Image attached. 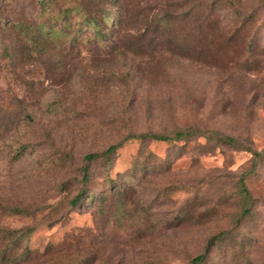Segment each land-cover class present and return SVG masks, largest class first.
I'll return each instance as SVG.
<instances>
[{
  "label": "rangeland",
  "instance_id": "obj_1",
  "mask_svg": "<svg viewBox=\"0 0 264 264\" xmlns=\"http://www.w3.org/2000/svg\"><path fill=\"white\" fill-rule=\"evenodd\" d=\"M201 254L264 264V0H0V264Z\"/></svg>",
  "mask_w": 264,
  "mask_h": 264
},
{
  "label": "trees",
  "instance_id": "obj_2",
  "mask_svg": "<svg viewBox=\"0 0 264 264\" xmlns=\"http://www.w3.org/2000/svg\"><path fill=\"white\" fill-rule=\"evenodd\" d=\"M259 16L260 12L259 10L256 8L254 11H252L250 14L245 15L244 19L242 21L240 20H236L233 22L232 26L230 27H222L219 23L216 22V24H214V33L211 35V40L209 41V46L210 49H214L217 46L223 45V43H225V46H234L237 45L236 42L239 40V37L241 35V33L244 31V29H246V26L248 25V23H251V19H255V16ZM123 18L124 16L122 15V12L119 13V16L117 18L116 24L118 26V28H120V26L123 23ZM103 19V18H102ZM104 23V20H98V21H94V20H87L86 24L91 26V25H99L98 23ZM104 25V24H102ZM215 31H221L219 33L215 32ZM225 32V33H222ZM103 33L102 31L100 32V34ZM258 44V43H256ZM186 133H176L174 135V137H167V136H162V135H150V134H140L138 136H129V139H141L142 141H146L148 138H150L151 140H155V141H160V142H172L175 141L176 139H181L183 137H186ZM222 141L224 143H234V141L229 138V137H223ZM117 148V146H110L105 150V154H111L112 152H114V150ZM99 155L97 154H88L84 157L85 162H90L92 160H95ZM253 156L255 158L261 157V153L260 152H253ZM83 172V179L87 180L88 176H87V166L85 165L82 169ZM240 187L242 189V192L244 194V196L246 198L250 197V192L248 191V189L246 188V185L244 183V180H241L240 182ZM84 193L85 192H81L79 193L76 198H74L72 200V204L76 205L77 203L80 202L81 198L84 197ZM249 213L248 210L244 211V215H247ZM215 240V238L211 239L209 241V245L213 244V241ZM206 259V255L205 254H201L198 255L196 257H194L191 260L190 264H201L205 261Z\"/></svg>",
  "mask_w": 264,
  "mask_h": 264
}]
</instances>
